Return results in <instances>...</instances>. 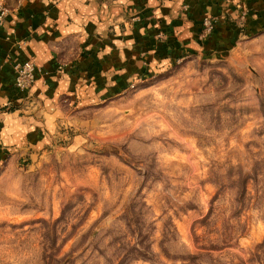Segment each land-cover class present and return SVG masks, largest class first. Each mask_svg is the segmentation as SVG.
<instances>
[{"label": "rangeland", "instance_id": "1", "mask_svg": "<svg viewBox=\"0 0 264 264\" xmlns=\"http://www.w3.org/2000/svg\"><path fill=\"white\" fill-rule=\"evenodd\" d=\"M246 19L217 56L120 87L86 73L52 128L14 63L18 100L0 112L45 124L46 140L0 137V264H264V24Z\"/></svg>", "mask_w": 264, "mask_h": 264}, {"label": "crops", "instance_id": "2", "mask_svg": "<svg viewBox=\"0 0 264 264\" xmlns=\"http://www.w3.org/2000/svg\"><path fill=\"white\" fill-rule=\"evenodd\" d=\"M8 4L14 10L0 24V108L18 100L12 65L32 57L40 71L29 94L42 99L50 111L44 113L49 128L63 115L59 97L84 82L86 73L94 72L90 84L98 79L100 87H110L113 78L112 84L120 87L127 75L146 73L159 61L183 54L217 56L238 38L243 11L249 28L264 24V0H13ZM128 16L135 17L127 20ZM206 16L216 23L212 33L201 39V20ZM58 56L66 63H60ZM13 115L0 112L2 141L10 143L25 130L37 142L46 140V132L36 123L45 124L34 119L32 125L23 124Z\"/></svg>", "mask_w": 264, "mask_h": 264}, {"label": "built area", "instance_id": "3", "mask_svg": "<svg viewBox=\"0 0 264 264\" xmlns=\"http://www.w3.org/2000/svg\"><path fill=\"white\" fill-rule=\"evenodd\" d=\"M9 13L10 8L7 6L5 0H0V24ZM202 24L204 26V33L210 32L213 28L212 21L209 18H204ZM14 69L16 72V86L21 90H25L34 81L35 65L30 61H25L22 64H16Z\"/></svg>", "mask_w": 264, "mask_h": 264}, {"label": "trees", "instance_id": "4", "mask_svg": "<svg viewBox=\"0 0 264 264\" xmlns=\"http://www.w3.org/2000/svg\"><path fill=\"white\" fill-rule=\"evenodd\" d=\"M66 258H67V255H66L61 261H58L57 263H59V264H60V262H61V263H62V262L65 263ZM64 263H62V264H64ZM48 264H51V263H48Z\"/></svg>", "mask_w": 264, "mask_h": 264}]
</instances>
